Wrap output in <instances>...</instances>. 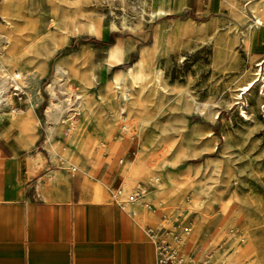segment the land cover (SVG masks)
<instances>
[{
    "label": "rangeland",
    "instance_id": "374dc122",
    "mask_svg": "<svg viewBox=\"0 0 264 264\" xmlns=\"http://www.w3.org/2000/svg\"><path fill=\"white\" fill-rule=\"evenodd\" d=\"M25 1L12 9L14 34L22 38V46L12 53L0 52V86L6 89L5 97L11 94L3 78L16 69L24 92L30 94V79L36 74L23 70L24 54H32L30 59L45 58L65 40L72 51L83 47L99 53L117 41L125 48L133 47L123 60V50L119 56L114 55V47L108 50V64L121 61L110 68L104 63L105 54L94 56V65L104 71L99 84L115 76L114 85L108 84L112 97L117 83L131 84V68L139 76L129 109L121 113L119 105H112L117 109L108 118L116 126L112 136L100 140L89 132L97 137L94 147L77 144L86 131L81 130L82 111H90L92 103L76 85L91 84L95 76L91 68L80 70L74 65L75 55L67 62L55 60L50 78L41 85L42 123L47 122L50 134L63 127L76 149L94 164L107 150L116 164L123 158L121 166L140 152L153 157L159 172L152 176L161 183L149 196L168 190L174 201L162 205L154 198L149 204L170 217L164 219L165 227L173 228L178 220L189 233L178 249L185 258L191 257V264L205 260L264 264V82L256 79L249 91L241 90L256 78L257 63L264 58V25L257 24V17L264 18V0H49L50 6L39 0V13L44 16L40 24L27 15ZM11 26L6 20L0 24V43L3 28ZM259 34L262 40L255 43ZM248 36L254 39L249 47ZM90 38L97 42L80 41ZM59 66L69 68V87L78 95L71 110H65L58 99ZM91 92L97 95L95 88ZM116 94L117 100L120 92ZM121 116L127 117L126 122ZM118 143L121 150L114 154L111 145ZM149 181L142 177L134 187L143 189ZM134 187L124 193L130 194Z\"/></svg>",
    "mask_w": 264,
    "mask_h": 264
},
{
    "label": "crops",
    "instance_id": "0c3cea01",
    "mask_svg": "<svg viewBox=\"0 0 264 264\" xmlns=\"http://www.w3.org/2000/svg\"><path fill=\"white\" fill-rule=\"evenodd\" d=\"M45 1L50 6L49 0ZM5 2L0 0L2 25ZM41 5L39 0H26L24 4L27 15L39 24L44 17L39 13ZM261 35L255 43L262 40ZM116 45L123 49L122 60L133 49L117 41L99 53L83 47L72 51L65 40L45 58L30 59L32 54L22 57L23 70L36 74L30 79V94L24 92L19 100L11 96L0 108V264H156L147 228H151L149 221L168 218L156 208L145 206L141 197L126 201V190L136 183L126 184L129 177H136L131 168L116 164L109 150L94 164L85 152L76 149L63 127L50 134L47 122L42 123L41 85L50 78L55 60L67 62L75 55L74 65L80 70L91 68L95 76L91 84L76 85L92 103L90 111H82L81 130L98 135L100 140L114 134L116 126L109 124L108 118L117 112L112 105L117 108L119 102L112 97L108 84L114 85L115 76L99 84L104 71L94 65V56L98 59L105 54V65H117L121 61L108 64V50ZM62 48L65 52L60 54ZM127 148L128 144L123 154ZM111 150L120 152L121 146L111 145ZM151 165H155L153 160ZM118 184L125 193L115 197L112 191ZM145 185L149 193L158 188L156 184ZM169 200L174 201L172 193L165 203Z\"/></svg>",
    "mask_w": 264,
    "mask_h": 264
},
{
    "label": "bare ground",
    "instance_id": "6f19581e",
    "mask_svg": "<svg viewBox=\"0 0 264 264\" xmlns=\"http://www.w3.org/2000/svg\"><path fill=\"white\" fill-rule=\"evenodd\" d=\"M22 1L23 0H9L7 5L3 9V15L5 17V20L8 21L9 24H12V26H11L10 29L3 28V32H4L5 35L2 36L3 40H2V43H0V52L8 51L9 53H12L15 50L21 48V46H22V44H21V43H23L22 38L18 36L19 34H14L15 30H17V25L14 24V26H13V22H12V15H13L12 9L15 6H17V5H20L22 3ZM257 24H258V26L264 25L263 15H262V17L261 16L257 17ZM250 27L252 28L253 25H251ZM253 40L254 39H253L252 36H250V37L248 36L247 37L246 44H247L248 47L252 45V41ZM122 50H123L122 47H119V45L114 47V55L115 56H119L120 53L122 52ZM259 64H263V63L260 62ZM263 69L264 68H262L260 71H257L256 74H255L256 78L254 80H252L251 82H249L246 86L241 88V90H243L244 92L249 91L252 88V86L255 84V81H257V80H261L260 83L264 82V73H262ZM16 72H17V69H16V71L8 70V74H6L4 76V78H3V83H6L8 77L14 78V74ZM57 75H58V77H57L55 83H57V86L59 87V90H60V94H59V98L58 99L62 102V104H63L62 106H63V108H65V110L66 109L71 110L72 107L74 106L75 102H77L78 95L73 93L70 90V87H69V81H70V78H71L70 70H69L68 67L59 66L58 70H57ZM19 76H20V74H19ZM129 76L132 79L130 85L125 84V82L123 83V85H121V82H119L114 87V90H115V88H117V90H115L113 95L117 96L116 93L120 92V97H117V100L119 102L118 105H119V110H121V113H123V112H125L127 110L128 103H129V101L131 99V96L133 95L132 93H133V91H135L134 89H135L136 79L139 77L137 73L135 74L133 68H131L129 70ZM6 87H8V86H6ZM261 95L264 96V90L262 91ZM6 99L10 100L11 98L9 96H7ZM201 106H202V104H201ZM55 107L53 106L52 108H55ZM128 109H129V107H128ZM197 109H199V108H197ZM242 115L243 116H247L246 111L243 110ZM121 118H122V120L124 122H126V120H127L126 116H121ZM123 128L126 129V130L128 129V127L125 126V125L123 126ZM96 139H97V137L89 136V132L86 130L78 137L77 144L91 145V147L93 148L95 143H96ZM120 144H122V143H118L115 146L119 147ZM117 152H118L117 150H113L112 151V153H114V154H117ZM138 155L139 156L135 160H133L135 158L134 157L133 159L128 160V162H126V164L124 165V169H126V170H128L130 165H132L131 173L136 176L135 178L129 177L128 181H126V184H129V181L132 182V181L135 180L136 185H137L138 184V180L140 178L147 177V178H150V181H149L150 183L159 185L161 183L160 182V178L157 177V176H152V174L159 172V171L155 170V165L154 166L151 165L153 157H146L144 155V152H140V154H138ZM122 190H123L122 194L124 195V189L122 188ZM143 190H144L143 191V196L141 197L140 200L145 201V206H147V207L151 206L149 204V200L151 201L154 198L158 199L159 203H161V204H164L168 200V190L162 191L159 195H157V197L149 196V193L147 192L146 187H143ZM144 193H146V195H144ZM123 195H121V196H123ZM151 207H153V206H151ZM164 216L167 217L168 219H170V217H168L167 215H164ZM163 225H166V223H165L164 220H161L156 225H151V227L154 228V227L163 226ZM188 234L189 233H185L179 238V240L176 242L178 247H181V243L184 240V236H186ZM191 260H192L191 257H187V260H186L185 264H191L190 263ZM204 264H209V261L205 260Z\"/></svg>",
    "mask_w": 264,
    "mask_h": 264
},
{
    "label": "built area",
    "instance_id": "2783aa9c",
    "mask_svg": "<svg viewBox=\"0 0 264 264\" xmlns=\"http://www.w3.org/2000/svg\"><path fill=\"white\" fill-rule=\"evenodd\" d=\"M264 62V58L261 63ZM257 63L258 71L262 69V64ZM264 71V69H263ZM8 89L10 91L11 96H14L16 99H21L24 90L20 81L22 77L19 76L18 72L14 74V78L8 77ZM6 89H4V97H5ZM124 113V112H123ZM77 114H74L75 116ZM119 163H123V158L119 159ZM148 185H153L148 183ZM123 190L120 184L115 186L112 191V194L115 197L122 195ZM143 196V189L140 186H137L134 191H132L126 197V201H134ZM178 220L173 221V228L169 227H160L158 228H147V234L154 244L155 247V255H156V264H185L187 258L178 249L176 242L181 237L184 232V228L177 222Z\"/></svg>",
    "mask_w": 264,
    "mask_h": 264
},
{
    "label": "water",
    "instance_id": "95a60500",
    "mask_svg": "<svg viewBox=\"0 0 264 264\" xmlns=\"http://www.w3.org/2000/svg\"><path fill=\"white\" fill-rule=\"evenodd\" d=\"M8 80L6 81V83ZM7 104V99L4 97V88L0 86V105Z\"/></svg>",
    "mask_w": 264,
    "mask_h": 264
},
{
    "label": "trees",
    "instance_id": "16d2710c",
    "mask_svg": "<svg viewBox=\"0 0 264 264\" xmlns=\"http://www.w3.org/2000/svg\"><path fill=\"white\" fill-rule=\"evenodd\" d=\"M80 41H81L82 43H86V42H88V41L97 42V39H96V38H90V40H89V39H87V40H85V39H81Z\"/></svg>",
    "mask_w": 264,
    "mask_h": 264
}]
</instances>
